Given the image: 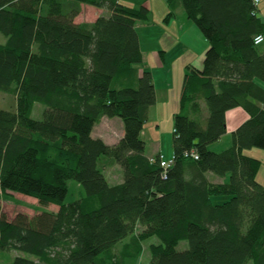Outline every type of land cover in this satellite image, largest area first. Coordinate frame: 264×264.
<instances>
[{"label":"trees","instance_id":"16d2710c","mask_svg":"<svg viewBox=\"0 0 264 264\" xmlns=\"http://www.w3.org/2000/svg\"><path fill=\"white\" fill-rule=\"evenodd\" d=\"M180 1L210 47L203 69L185 76L165 171L141 137L156 93L149 71L138 76L136 26L152 22L151 11L119 0H0V91L16 98L14 109H0V192L55 209L9 220L0 194V253L34 257L11 264H136L153 237L161 243L150 264H264L261 161L243 154L264 150V44H255L264 20L252 0ZM83 5L110 15L77 24ZM36 104L45 107L41 119ZM236 108L250 119L230 148L210 150ZM103 118L123 122L115 145L93 137ZM108 162L123 169L122 183L109 184ZM71 182L83 195L67 204ZM127 239L126 253L118 246Z\"/></svg>","mask_w":264,"mask_h":264},{"label":"crops","instance_id":"0c3cea01","mask_svg":"<svg viewBox=\"0 0 264 264\" xmlns=\"http://www.w3.org/2000/svg\"><path fill=\"white\" fill-rule=\"evenodd\" d=\"M119 2L129 8L143 5L152 13V22L145 25L139 23L136 26L143 54V63L137 66L138 76L140 77L144 71H149L153 77L156 93V104L149 109L147 122L141 137L145 142V155L148 158L153 159L161 155L166 161H170L174 159L173 146L165 152L159 139L156 142L149 140V137L145 134V129L147 124L154 121L157 124L158 134L169 130V133L174 136L175 116L181 111V97L185 76L190 68L203 69L205 56L210 45L196 25L187 18L180 0H119ZM91 8L93 7L83 5L82 12L75 19V23L81 24L80 18L83 14L87 15L88 21L94 18L92 23L101 16L108 17L110 15L108 10L98 8H96L99 10L98 14L95 15ZM259 12L261 15V10ZM169 14L172 15L168 17ZM159 24L160 27H157ZM141 28H147L149 35L142 38ZM200 104L206 111V104L203 99L200 100ZM107 119L109 118H103V121ZM249 119V114L242 108L228 111L226 114L227 133L219 141L210 145L209 149L220 153L230 148L233 143L234 132ZM120 131H122V125ZM123 136V132L117 138L104 133L103 140L108 145H115ZM243 154L250 158L262 159L261 153L253 149L245 150ZM120 168L119 165L108 162L103 170L108 182L113 181V177L119 178L115 183L120 184L123 182V169L121 171ZM110 171L115 173H112L113 177ZM260 172L261 168L257 174V181L264 186L263 180L259 179ZM208 178L213 183H224L227 181V178L222 179L210 173Z\"/></svg>","mask_w":264,"mask_h":264},{"label":"rangeland","instance_id":"374dc122","mask_svg":"<svg viewBox=\"0 0 264 264\" xmlns=\"http://www.w3.org/2000/svg\"><path fill=\"white\" fill-rule=\"evenodd\" d=\"M92 11H94L95 15L98 14V9L96 8H91ZM261 10V15L260 17H264V0H261L260 6H259V11ZM107 11V10H106ZM87 15L83 14V16L80 18L81 24L83 25H90L92 24V20L94 18H91L90 21H88ZM160 27V24L157 26ZM144 29V30H142ZM140 33L142 35V38L145 36L149 35V30L147 28H141ZM5 42V37L0 35V43ZM16 106V98L14 95L4 93L0 91V109H5V110H12ZM45 107L41 104H36L34 111H33V117L35 119H41L43 110ZM114 120H102L96 127L93 133V137H98L103 139V134H110L113 138L119 137L120 133L123 132L124 134V125L123 122L120 118H113ZM122 125V131L121 130V125ZM146 128V127H145ZM157 124L154 121H151L149 124H147V128L145 129V134L149 137V140L151 142H156L159 139V142L161 143L162 149L166 152L172 147V138L173 135L172 133L168 132H159L157 133ZM163 130V129H162ZM104 132V133H103ZM171 132V131H170ZM146 136V138H147ZM254 151H257L258 153H261L262 159H259L261 161V172L259 175V179L263 180L264 182V150L259 149V148H254ZM258 156V155H257ZM259 158V157H258ZM102 169H103V163H102ZM122 171V168H120ZM111 173V171H110ZM114 173V172H112ZM111 173V176L113 177V174ZM115 174V173H114ZM122 176L124 179V173L122 172ZM113 181H109L111 185H115L117 183L116 177H113ZM120 182V181H119ZM70 194L68 195L66 199V203H71L74 200H77L82 197V188L76 184L75 182L70 183ZM1 194V192H0ZM2 198V204H3V209H4V214L7 216L9 220H13L14 217H16L17 214L19 213H25L30 217L35 216L36 214H39L43 211L47 212H53L55 209L53 208V205L51 206H42L37 200H34V198H29L27 196L18 194V193H12V192H7V194H1ZM228 198L227 197H213V202L215 204H220L224 201H226ZM141 228H137L135 231V236L140 234ZM161 242L157 237H153L148 241L142 242L141 243V252H140V257L136 260V264H150V261L152 259V246L159 245ZM133 245L131 244V239H127L124 242H122L119 246L118 249L124 252H129L131 247ZM188 248V243L183 241L179 244L177 247L178 250L183 251ZM17 256H26L29 258L34 259L33 256L12 251L10 253H0V264H11L12 261L14 260L15 257Z\"/></svg>","mask_w":264,"mask_h":264},{"label":"built area","instance_id":"2783aa9c","mask_svg":"<svg viewBox=\"0 0 264 264\" xmlns=\"http://www.w3.org/2000/svg\"><path fill=\"white\" fill-rule=\"evenodd\" d=\"M252 1H253L254 6H256V7L260 6L261 0H252ZM263 20H264V17H263ZM255 44H257V45L258 44H264V34L259 35L255 38ZM191 156L193 158H195L196 160L199 158L196 152H192ZM152 161L154 162L155 159H152ZM160 161H161L160 162L161 166L164 168L165 171H167L174 163V159H172L170 161H166L163 156H160Z\"/></svg>","mask_w":264,"mask_h":264},{"label":"bare ground","instance_id":"6f19581e","mask_svg":"<svg viewBox=\"0 0 264 264\" xmlns=\"http://www.w3.org/2000/svg\"><path fill=\"white\" fill-rule=\"evenodd\" d=\"M263 19V17H261Z\"/></svg>","mask_w":264,"mask_h":264}]
</instances>
